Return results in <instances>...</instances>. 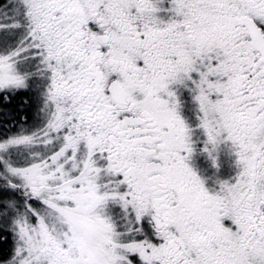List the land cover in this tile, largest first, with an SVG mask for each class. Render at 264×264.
I'll list each match as a JSON object with an SVG mask.
<instances>
[{
  "label": "snow or ice",
  "instance_id": "obj_1",
  "mask_svg": "<svg viewBox=\"0 0 264 264\" xmlns=\"http://www.w3.org/2000/svg\"><path fill=\"white\" fill-rule=\"evenodd\" d=\"M223 149L227 179L197 167ZM9 240L0 264H264V0H0Z\"/></svg>",
  "mask_w": 264,
  "mask_h": 264
},
{
  "label": "flooded vegetation",
  "instance_id": "obj_2",
  "mask_svg": "<svg viewBox=\"0 0 264 264\" xmlns=\"http://www.w3.org/2000/svg\"><path fill=\"white\" fill-rule=\"evenodd\" d=\"M219 169H216L214 167H210V161L204 156H199L197 157V167L200 168V170L208 174L209 172H218L221 178L227 179L228 176L231 174L233 170V159L231 156L228 154L227 149H223L219 155ZM11 246V241L9 240L8 243L5 245L0 244V255H4Z\"/></svg>",
  "mask_w": 264,
  "mask_h": 264
},
{
  "label": "rangeland",
  "instance_id": "obj_3",
  "mask_svg": "<svg viewBox=\"0 0 264 264\" xmlns=\"http://www.w3.org/2000/svg\"><path fill=\"white\" fill-rule=\"evenodd\" d=\"M22 99H23L22 97H20V98H17V100H16V101H17V103H18V104H20V102H21V100H22Z\"/></svg>",
  "mask_w": 264,
  "mask_h": 264
},
{
  "label": "trees",
  "instance_id": "obj_4",
  "mask_svg": "<svg viewBox=\"0 0 264 264\" xmlns=\"http://www.w3.org/2000/svg\"><path fill=\"white\" fill-rule=\"evenodd\" d=\"M13 104H14V106H15V105H18V103H17L16 100L13 102ZM3 245H5V244H3Z\"/></svg>",
  "mask_w": 264,
  "mask_h": 264
}]
</instances>
